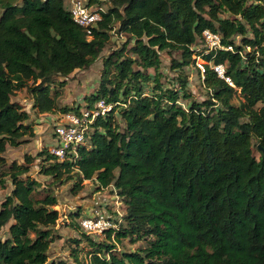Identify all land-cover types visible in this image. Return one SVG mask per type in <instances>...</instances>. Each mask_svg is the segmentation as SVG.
<instances>
[{"label":"trees","instance_id":"obj_1","mask_svg":"<svg viewBox=\"0 0 264 264\" xmlns=\"http://www.w3.org/2000/svg\"><path fill=\"white\" fill-rule=\"evenodd\" d=\"M108 2L89 35L65 0H0V167L9 145L37 135L15 93L31 92L38 113H79L81 106L58 107L66 80L53 90L56 77L91 66L119 23L129 40L105 58L100 88L86 104L104 99L111 109L91 123L76 160L59 161L48 149L37 154L40 172L53 182L74 180L78 192L94 180L98 189L113 187L125 204L109 241L83 231L89 264H264V1ZM205 29L219 32L225 48L199 47ZM175 50L183 61L174 67L212 60L226 66L235 87L208 64L207 99H192L182 77L178 86H165L160 53ZM181 98L189 99L187 107ZM34 160L27 154L24 163L0 169L12 183L0 205V264H48L61 237L58 197L29 174ZM124 238L145 245L118 251L115 242ZM72 242L77 256L81 242Z\"/></svg>","mask_w":264,"mask_h":264},{"label":"rangeland","instance_id":"obj_2","mask_svg":"<svg viewBox=\"0 0 264 264\" xmlns=\"http://www.w3.org/2000/svg\"><path fill=\"white\" fill-rule=\"evenodd\" d=\"M19 1L20 0H15ZM71 0H65V7L70 9ZM111 6L108 0H103L104 10H107ZM1 12V7H0ZM115 28L110 31V41L107 43L103 51L100 53L97 60L88 68L75 70L68 77H56V83L53 85V90L59 88L60 80H66V84L61 88L62 93L58 98V107H78L81 106V110L86 107L88 98L92 93L97 92L100 88L101 78L103 73L104 60L108 57L113 50H117L123 46L129 37L123 32H118L119 23L115 24ZM133 44V40L129 43L128 48ZM205 43H200L199 47H204ZM192 48H196L194 45ZM161 64L158 68V72L161 73L160 81L165 86H178L179 78L187 80V88L193 94L192 99L197 101H203L209 97L208 90L203 84V78L200 74L199 68L196 64H186L183 69L180 67H174V62H182L183 55L181 51H163L160 53ZM149 73L154 74L155 69L150 68ZM32 83V82H31ZM30 83V84H31ZM36 85V84H35ZM153 85V82H150ZM13 99L21 103L26 110L29 111L31 120L35 124V130L38 132L36 136L29 139L25 144L18 147L9 145L7 147L4 156L6 158V165L1 168V171L7 169V165L16 161L18 163L25 162V155L30 154L35 156L34 162L31 164L29 174L34 178L40 180L43 185L50 186V190L58 197L59 204L56 208L60 211V218L56 225L57 232L61 235L56 241H54L49 250V263L54 261L65 262L66 264H89L90 254L89 249L91 242L89 237L86 236L82 228L81 221L88 216H91L94 211H104L108 215H114V211L118 209L121 212V217L125 214V204L121 200L117 201L116 191L113 187L98 189V183L94 180H85L83 188L78 192L73 191L74 180L56 181L53 182L51 176H47L40 172L41 157H38V152L43 149H48L54 142L53 137V120L62 112L56 113H38L34 109V97L31 92L26 88L19 90L13 96ZM100 100V99H99ZM240 97L234 99V103H240ZM189 99L181 98L179 103L183 107H187ZM97 101L93 104L92 109L95 108ZM74 110V109H73ZM258 154V152L256 151ZM3 180V181H2ZM12 190V183L9 176H0V205L5 196ZM42 190V188H40ZM120 204V206H119ZM114 210V211H113ZM117 214V213H116ZM120 214L115 216V219ZM84 231V233H83ZM95 241L108 240L107 233L103 236H96L89 234ZM73 239H79L81 242V250L78 251L77 256L71 253V248H75L76 243H73ZM115 242V241H114ZM117 243V250H135L145 245L144 241H138L136 243L130 242V239L124 238L121 242Z\"/></svg>","mask_w":264,"mask_h":264},{"label":"built area","instance_id":"obj_3","mask_svg":"<svg viewBox=\"0 0 264 264\" xmlns=\"http://www.w3.org/2000/svg\"><path fill=\"white\" fill-rule=\"evenodd\" d=\"M69 10L73 20L81 27L85 28L87 33L91 35L93 28L97 27L98 22L102 19L101 10L104 9L101 6L89 5L87 0H71ZM203 40L207 51L216 52L221 48H225L222 44L221 34L214 30L205 29L203 32ZM227 49H232V46L227 47ZM196 64L202 78L205 76L208 64L220 78L225 79L231 86L235 87L231 77L226 73V66L224 64H216L212 60L207 62L200 57L196 61ZM111 107L112 106L106 103L104 99H101L96 103L94 109L85 107L82 110L80 109L79 113L70 111L58 115V117L53 120L54 142L48 148L49 153L59 161H74L79 158V148L87 141V132L91 123L97 116H104ZM115 196H117V201H119V195L116 193ZM116 211L117 212L114 211V215H108L104 211H94L91 216L85 217L81 221L83 230L89 234L103 236L111 228L118 229L123 219L121 217V212L118 209ZM118 213L120 216L115 219ZM114 236L115 233L113 231L112 238H114Z\"/></svg>","mask_w":264,"mask_h":264},{"label":"crops","instance_id":"obj_4","mask_svg":"<svg viewBox=\"0 0 264 264\" xmlns=\"http://www.w3.org/2000/svg\"><path fill=\"white\" fill-rule=\"evenodd\" d=\"M36 131H38V130L36 129ZM36 133H38V132H36Z\"/></svg>","mask_w":264,"mask_h":264}]
</instances>
